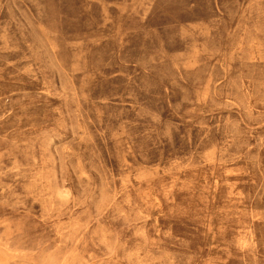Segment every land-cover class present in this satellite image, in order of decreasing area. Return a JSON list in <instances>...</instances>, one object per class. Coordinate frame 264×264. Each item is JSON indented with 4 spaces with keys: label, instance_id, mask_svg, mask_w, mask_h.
<instances>
[{
    "label": "rangeland",
    "instance_id": "1",
    "mask_svg": "<svg viewBox=\"0 0 264 264\" xmlns=\"http://www.w3.org/2000/svg\"><path fill=\"white\" fill-rule=\"evenodd\" d=\"M0 264H264V0H0Z\"/></svg>",
    "mask_w": 264,
    "mask_h": 264
}]
</instances>
